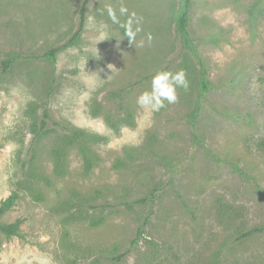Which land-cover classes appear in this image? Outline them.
Wrapping results in <instances>:
<instances>
[{
	"label": "rangeland",
	"instance_id": "374dc122",
	"mask_svg": "<svg viewBox=\"0 0 264 264\" xmlns=\"http://www.w3.org/2000/svg\"><path fill=\"white\" fill-rule=\"evenodd\" d=\"M80 1L0 0V222L17 225L0 264H264V0H192L190 45L180 0H90L75 42L36 57L71 37ZM179 69L176 103L137 105ZM45 110L97 137L89 168L61 127L40 129Z\"/></svg>",
	"mask_w": 264,
	"mask_h": 264
},
{
	"label": "trees",
	"instance_id": "16d2710c",
	"mask_svg": "<svg viewBox=\"0 0 264 264\" xmlns=\"http://www.w3.org/2000/svg\"><path fill=\"white\" fill-rule=\"evenodd\" d=\"M89 1L90 0H81L80 1L79 7H78V25H77L76 30L72 33L71 37L62 45H60L58 47L51 48V49L45 51L43 54L36 56V57L46 58V59H49L50 61L54 62L55 54L58 52L59 49L65 47V46H68L70 44H73L75 42V40L80 35L82 28L84 26V22H85V18H86V7H87V4ZM191 5H192V0H180V8L176 14V19H175L176 32L178 33L181 40L186 42L188 45H190V41H191V39L189 37L188 30H187V24H188V20H189V10H190ZM1 64H2V69L6 70L8 68V66L11 64V60H9V59L4 60V61H2ZM199 84H200V93L198 94V97L196 99L197 103L195 104L192 112L190 113L192 123L195 121V119L197 118L199 111H200L199 100H200L203 92L208 89V85H209L208 81L205 77V71L202 68H201ZM48 121H51L52 124L61 127V129H63L65 131V132H63V135H62V137L64 139H66L67 141L69 140L70 142H75L79 146L81 154L84 157V162H85L86 168H89L91 163H90V158L88 155V152H89L88 148L89 147H88L87 143L89 141H92V139L95 140V138H97V137L96 136H92V137L87 136L81 130L71 129V128L62 126L60 123H58L56 121H52L50 119V115L45 110L42 113V119H41V125H40L41 130L46 129ZM259 192L264 196V188H259ZM11 200H12V198L10 197L8 200H6L5 202H3L0 205V217L6 211L8 206L10 205ZM146 202H147V197H141V198L134 199L130 204L138 205V204H144ZM92 208H94V206ZM146 221H147V219L144 220L145 224H146ZM261 229H262V227L261 228L260 227L259 228H257V227L250 228V229L246 230L245 232H243L239 237H242V238L249 237ZM0 231H2L5 234H14L17 231V225L16 224H7L6 225V224H2L0 222ZM140 235H141V229H138L136 237L131 240V244H136ZM124 255H125V253H116L115 255L111 256L110 259L115 260V261H120Z\"/></svg>",
	"mask_w": 264,
	"mask_h": 264
},
{
	"label": "clouds",
	"instance_id": "9594fccd",
	"mask_svg": "<svg viewBox=\"0 0 264 264\" xmlns=\"http://www.w3.org/2000/svg\"><path fill=\"white\" fill-rule=\"evenodd\" d=\"M126 11L127 9H122V12ZM140 30L139 27H137L135 31L131 29L128 30L127 38L130 43H133L136 32H139ZM148 39L151 41L150 35ZM188 87L189 81L187 79V74L183 69H179L175 73L168 70H161L153 75L150 90L142 92L137 97L136 103L145 112H159L166 106L165 102H167V104H174L177 102V88L187 89Z\"/></svg>",
	"mask_w": 264,
	"mask_h": 264
}]
</instances>
